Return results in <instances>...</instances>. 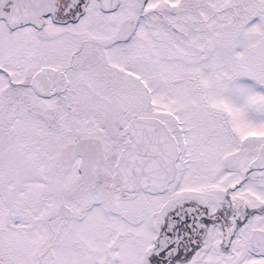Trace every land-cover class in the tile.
Instances as JSON below:
<instances>
[{
	"label": "snow or ice",
	"instance_id": "6c2138e0",
	"mask_svg": "<svg viewBox=\"0 0 264 264\" xmlns=\"http://www.w3.org/2000/svg\"><path fill=\"white\" fill-rule=\"evenodd\" d=\"M0 264H264V0H0Z\"/></svg>",
	"mask_w": 264,
	"mask_h": 264
}]
</instances>
